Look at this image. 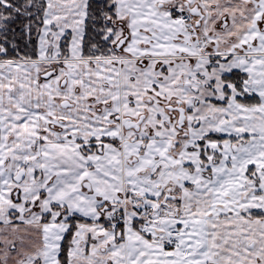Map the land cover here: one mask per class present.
Wrapping results in <instances>:
<instances>
[{
	"label": "snow or ice",
	"instance_id": "obj_1",
	"mask_svg": "<svg viewBox=\"0 0 264 264\" xmlns=\"http://www.w3.org/2000/svg\"><path fill=\"white\" fill-rule=\"evenodd\" d=\"M0 264H264V0H0Z\"/></svg>",
	"mask_w": 264,
	"mask_h": 264
}]
</instances>
